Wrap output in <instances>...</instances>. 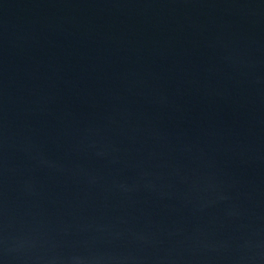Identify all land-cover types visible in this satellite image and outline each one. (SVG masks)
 Here are the masks:
<instances>
[{
  "label": "water",
  "instance_id": "obj_1",
  "mask_svg": "<svg viewBox=\"0 0 264 264\" xmlns=\"http://www.w3.org/2000/svg\"><path fill=\"white\" fill-rule=\"evenodd\" d=\"M0 264H264V0H0Z\"/></svg>",
  "mask_w": 264,
  "mask_h": 264
}]
</instances>
